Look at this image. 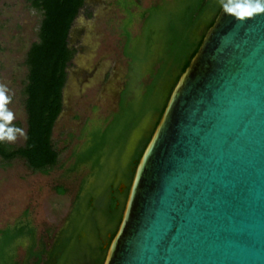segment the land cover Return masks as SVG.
Segmentation results:
<instances>
[{"label":"water","instance_id":"obj_1","mask_svg":"<svg viewBox=\"0 0 264 264\" xmlns=\"http://www.w3.org/2000/svg\"><path fill=\"white\" fill-rule=\"evenodd\" d=\"M102 264H264V14L220 8L134 169Z\"/></svg>","mask_w":264,"mask_h":264},{"label":"rangeland","instance_id":"obj_2","mask_svg":"<svg viewBox=\"0 0 264 264\" xmlns=\"http://www.w3.org/2000/svg\"><path fill=\"white\" fill-rule=\"evenodd\" d=\"M161 1L170 3L173 0H85L69 34V46L76 53L66 68L63 108L52 129L51 140L58 152V163L44 175L33 172L21 158L4 161L0 157V229L28 222L35 230L36 239L49 247L69 215L82 183L81 195L92 196L95 206H100V198L108 182L119 183L120 167L114 154L101 162L106 173L97 178L92 175L90 163L74 171L70 169L76 153L80 156L86 154L92 139L90 134L94 135L97 128H103L112 121L117 112L130 64L123 54L124 30H128L131 38L138 36L142 27L140 14ZM170 11L172 15L179 12L173 7ZM40 21L41 14L31 8L27 0H0V83L10 89L12 102L8 107L15 114V126L25 130V57L30 45L38 40ZM203 31L204 25L197 35ZM141 81L146 82L147 76ZM129 119L130 116L124 123ZM153 122L154 117L147 118L132 131L122 161L130 154L141 134L151 129ZM112 133L111 140L118 138L121 130ZM24 142L25 139L20 138L15 143H5L18 148ZM83 204V201L79 204L74 219L84 229V235L66 253V264L82 263L83 258L90 255L103 220L101 214H91ZM91 216L96 220L95 225L89 219ZM18 244L16 260L21 264L24 248L29 243L23 239Z\"/></svg>","mask_w":264,"mask_h":264},{"label":"trees","instance_id":"obj_3","mask_svg":"<svg viewBox=\"0 0 264 264\" xmlns=\"http://www.w3.org/2000/svg\"><path fill=\"white\" fill-rule=\"evenodd\" d=\"M27 2L41 14L38 40L30 45L25 57L27 82L24 88V108L27 138L24 145L18 148L5 142L0 143V157L4 161L21 158L33 172L45 175L58 163V152L51 140L52 129L63 108L62 92L66 83V68L76 53L69 46V34L85 0ZM172 7L178 8L179 12L172 15ZM220 8L218 0H173L170 3L161 1L140 14L142 27L138 36L131 38L128 30H124L126 41L123 54L130 60V64L128 81L120 92L117 112L112 121L103 128H97L94 135L90 134V147L86 154H75L71 171L90 163L94 178L105 175V166L101 162L114 154L115 162L120 167L119 183H130L136 164L174 85L196 53L203 35L212 25ZM202 25L204 31L198 36L197 32ZM146 76L147 81H141ZM128 116L129 122L124 123ZM152 117L154 122L151 129L141 134L130 154L122 161L132 131L145 119ZM119 129L120 136L111 140L112 132ZM87 143L88 140L85 147ZM113 185L115 183L112 181L106 184L100 206H95L92 196L81 195L84 183L81 184L69 213V227L63 231L62 238L51 251L45 250L46 246L42 241V250L38 253L32 251L35 230L28 222H18L13 227L0 229V264H19L16 252L19 248L18 241L23 239L28 241L29 246L26 249V258L21 264H66V253L80 240V235L74 233L76 228L71 225L76 221L74 214H78L82 201L85 210L93 215L101 214L102 219L107 218L110 223L114 220L110 214L122 213L123 208L114 204L110 190ZM89 219L95 225L96 220L92 216ZM117 225L118 222L115 227ZM114 234L115 232L112 237ZM90 251V255L83 258L82 262L90 260L92 264H102L104 258L94 253L93 248Z\"/></svg>","mask_w":264,"mask_h":264},{"label":"clouds","instance_id":"obj_4","mask_svg":"<svg viewBox=\"0 0 264 264\" xmlns=\"http://www.w3.org/2000/svg\"><path fill=\"white\" fill-rule=\"evenodd\" d=\"M223 13L233 17L241 24L264 14V0H218ZM10 89L0 83V143H15L20 138H27L25 129L15 126V114L8 105L12 102Z\"/></svg>","mask_w":264,"mask_h":264},{"label":"flooded vegetation","instance_id":"obj_5","mask_svg":"<svg viewBox=\"0 0 264 264\" xmlns=\"http://www.w3.org/2000/svg\"><path fill=\"white\" fill-rule=\"evenodd\" d=\"M129 184L130 183H128V182H120V183L115 184L111 187L110 190L113 194V200H114V204L116 207H119V208L124 207V203H125L128 188H129ZM110 215L113 216V218H114L113 223L108 222L107 218L102 220L100 227L98 228V231L96 233V243L94 244V247H93L94 253H97L101 258L102 257L104 258V256H105L107 246H108V244L112 238V234H113V232H116V229L118 227V225H117V227H115L116 223L118 222V224H119V222H120L119 218H121L122 213L116 212L115 214H110ZM69 224H70V220H69V215H68L67 218L65 219L64 224L59 229V231H57L56 235L52 239V242L49 245V247L45 248L46 251H51L53 249V247H55L57 245L58 241L63 236V234H62L63 231L68 229ZM71 226L74 229L76 228V231H74V233L79 234L80 237L82 235H84V229H82L79 226V223L77 221H74ZM1 230H3V229H1ZM40 242L41 241H38L36 239V236H35L34 247L32 249L33 252L38 253L42 250ZM27 248H28V246H27ZM27 248H24L25 249L24 250V259L26 258V249ZM16 254H17V252H16ZM80 264H92V263L90 262V260H86Z\"/></svg>","mask_w":264,"mask_h":264}]
</instances>
